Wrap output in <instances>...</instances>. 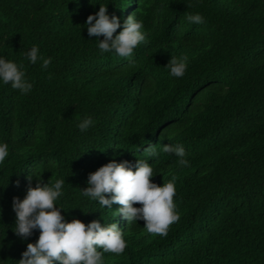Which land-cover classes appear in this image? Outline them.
<instances>
[{
	"label": "trees",
	"instance_id": "trees-1",
	"mask_svg": "<svg viewBox=\"0 0 264 264\" xmlns=\"http://www.w3.org/2000/svg\"><path fill=\"white\" fill-rule=\"evenodd\" d=\"M100 6L120 20L114 36L129 15L142 21L146 42L131 57L101 53L88 36ZM34 46L51 58L46 70L28 59ZM183 56L184 76H171L165 66ZM0 58L22 65L32 84L22 94L0 79L9 152L0 163V264H18L39 238L38 229L14 233L13 198L25 197L29 177L33 187L65 181L54 203L66 222L118 224L127 246L104 252L103 264H264V0H0ZM166 144L182 145L189 166ZM137 159L158 186L176 177L180 219L166 237L82 194L90 173Z\"/></svg>",
	"mask_w": 264,
	"mask_h": 264
},
{
	"label": "clouds",
	"instance_id": "clouds-1",
	"mask_svg": "<svg viewBox=\"0 0 264 264\" xmlns=\"http://www.w3.org/2000/svg\"><path fill=\"white\" fill-rule=\"evenodd\" d=\"M189 23H204L200 14L187 15ZM87 34L99 40L101 53L115 52L122 58L133 55V50L141 42H146V36L141 32L142 21H137L131 14L123 23V30L114 36L121 27L117 16L108 15L107 6H100L99 11L89 15L86 21ZM103 36L100 40L99 37ZM32 64L42 60V69H47L51 58L39 55V49L32 47L27 53ZM188 57H171L165 67L170 69V75L176 78L184 76L187 69ZM23 66L21 65L20 68ZM17 64L0 58V79L5 84L11 83L13 89L27 94L32 84L27 82L25 73ZM51 79V74L49 75ZM93 120L83 119L78 128L84 132L93 125ZM162 151L174 153L181 166H189L185 159L187 153L182 145H163ZM149 155L155 156V147L146 149ZM7 143L0 144V163L8 156ZM154 176L153 168L144 160L137 159L133 164L127 160L117 163L115 160L103 165L88 175V187L82 190L84 196L98 200L100 205L112 208L118 204V216L128 223L143 220L144 228L148 233L166 237L170 225L180 219L175 210L173 198L176 194L175 180L158 186L151 178ZM27 193L21 200L13 198V211L16 214L14 233L22 239H27L33 230H39L40 235L35 243H28L27 249L22 253L18 264H103V253L121 254L126 248L122 230L117 223L108 226L101 225L99 220H93L85 225L79 219L66 222L61 209L56 207L55 201L63 195L62 186L65 181L58 179L54 184L44 183L37 179L35 187L31 184V177ZM19 186V181H17ZM140 204L141 207H134ZM103 249V252L97 250Z\"/></svg>",
	"mask_w": 264,
	"mask_h": 264
}]
</instances>
